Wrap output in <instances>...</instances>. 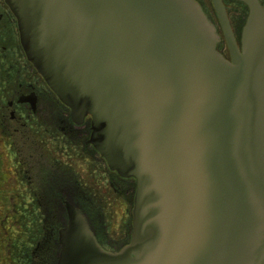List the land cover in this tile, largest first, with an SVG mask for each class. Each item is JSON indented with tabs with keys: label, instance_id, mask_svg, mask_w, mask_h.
Returning a JSON list of instances; mask_svg holds the SVG:
<instances>
[{
	"label": "water",
	"instance_id": "95a60500",
	"mask_svg": "<svg viewBox=\"0 0 264 264\" xmlns=\"http://www.w3.org/2000/svg\"><path fill=\"white\" fill-rule=\"evenodd\" d=\"M28 61L108 168L136 182L129 242L68 209L55 264H264V5L230 60L194 0H4Z\"/></svg>",
	"mask_w": 264,
	"mask_h": 264
},
{
	"label": "flooded vegetation",
	"instance_id": "af4514ba",
	"mask_svg": "<svg viewBox=\"0 0 264 264\" xmlns=\"http://www.w3.org/2000/svg\"><path fill=\"white\" fill-rule=\"evenodd\" d=\"M230 53L211 0H194ZM240 48L248 8L221 0ZM264 5V0H258ZM77 118L28 61L17 20L0 0V264H55L68 209L85 215L106 252L130 240L136 182L111 171Z\"/></svg>",
	"mask_w": 264,
	"mask_h": 264
},
{
	"label": "rangeland",
	"instance_id": "374dc122",
	"mask_svg": "<svg viewBox=\"0 0 264 264\" xmlns=\"http://www.w3.org/2000/svg\"><path fill=\"white\" fill-rule=\"evenodd\" d=\"M4 243L5 242H0V255L3 253V252H5V249H4ZM0 263H2V261L0 260Z\"/></svg>",
	"mask_w": 264,
	"mask_h": 264
}]
</instances>
